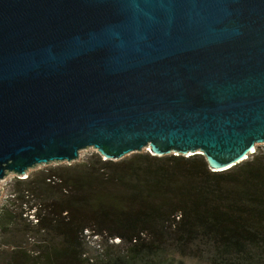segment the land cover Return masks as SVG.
<instances>
[{
    "label": "water",
    "instance_id": "obj_1",
    "mask_svg": "<svg viewBox=\"0 0 264 264\" xmlns=\"http://www.w3.org/2000/svg\"><path fill=\"white\" fill-rule=\"evenodd\" d=\"M260 143L264 0H0V180L88 148L221 171Z\"/></svg>",
    "mask_w": 264,
    "mask_h": 264
},
{
    "label": "trees",
    "instance_id": "obj_2",
    "mask_svg": "<svg viewBox=\"0 0 264 264\" xmlns=\"http://www.w3.org/2000/svg\"><path fill=\"white\" fill-rule=\"evenodd\" d=\"M9 187L0 264H264V148L221 171L202 154L94 152Z\"/></svg>",
    "mask_w": 264,
    "mask_h": 264
},
{
    "label": "rangeland",
    "instance_id": "obj_3",
    "mask_svg": "<svg viewBox=\"0 0 264 264\" xmlns=\"http://www.w3.org/2000/svg\"><path fill=\"white\" fill-rule=\"evenodd\" d=\"M257 147H259L260 149L264 148V143L257 144L256 148ZM94 152H96V151L93 148L84 149V150L80 151L79 158L74 162H83L86 159H88ZM126 156H129V155H126ZM49 166H55V164L38 166L37 168L29 170V172H35L36 170L49 168ZM15 176L16 175L8 174L0 180V189H1L0 200H2L6 196L7 192L9 191V188H10L9 186L12 183V181L14 180Z\"/></svg>",
    "mask_w": 264,
    "mask_h": 264
},
{
    "label": "built area",
    "instance_id": "obj_4",
    "mask_svg": "<svg viewBox=\"0 0 264 264\" xmlns=\"http://www.w3.org/2000/svg\"><path fill=\"white\" fill-rule=\"evenodd\" d=\"M30 217L33 218V215L31 214ZM92 237H93V239H96V236H92ZM114 241H119V239L118 238H115Z\"/></svg>",
    "mask_w": 264,
    "mask_h": 264
}]
</instances>
